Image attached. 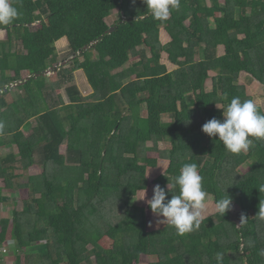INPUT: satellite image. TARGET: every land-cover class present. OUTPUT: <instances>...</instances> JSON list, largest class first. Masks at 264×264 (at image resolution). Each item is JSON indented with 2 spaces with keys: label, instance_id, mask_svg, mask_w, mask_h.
I'll list each match as a JSON object with an SVG mask.
<instances>
[{
  "label": "trees",
  "instance_id": "1",
  "mask_svg": "<svg viewBox=\"0 0 264 264\" xmlns=\"http://www.w3.org/2000/svg\"><path fill=\"white\" fill-rule=\"evenodd\" d=\"M223 1L180 0L179 9L161 22L142 0H13L19 16L0 25L7 33L0 42V147L7 149L8 159L0 156L5 184L0 204L4 189L29 192L32 204L14 213V247L26 255L25 264H92L93 257L96 264H139L148 256L155 259L150 264H217L218 252L222 264H264V219L257 216L264 205V139L252 137L248 152L233 154L218 137L202 131L208 120L222 119L220 108L233 97L252 99L238 83L242 73L264 86V0ZM115 10L119 19L109 26L106 20ZM162 28L171 37L167 45L160 41ZM63 38L73 67L55 68L56 84L68 83L81 70L93 89L85 101L77 86L67 87L64 108L56 101L52 105L54 85L42 88L22 76L53 68L56 49L51 46ZM221 46L225 54L219 56ZM163 53L177 67L174 72L162 64ZM201 53L204 59L197 61ZM211 75L216 90L206 92ZM14 84L21 95L10 103ZM62 110L71 111L67 132L58 121ZM34 118L38 125L26 136L22 129L31 128ZM150 142L171 145L159 153L169 166L155 184L178 194L180 168L196 163L209 197L215 204L231 197L240 221H234L230 208L184 235L169 225L149 231L146 208L134 201L150 185L148 169L158 167V160L148 157ZM34 166L43 167L41 174L20 184L22 173ZM242 167L248 169L245 174ZM0 225L1 249L9 222ZM104 237L111 249L100 246ZM9 262L0 257V264ZM13 263L22 264L20 255Z\"/></svg>",
  "mask_w": 264,
  "mask_h": 264
},
{
  "label": "clouds",
  "instance_id": "2",
  "mask_svg": "<svg viewBox=\"0 0 264 264\" xmlns=\"http://www.w3.org/2000/svg\"><path fill=\"white\" fill-rule=\"evenodd\" d=\"M147 11L157 21H167L173 10L180 7V0H142ZM19 16V10L13 0H0V25H10ZM218 107V106H217ZM220 108V107H218ZM222 110V119L212 118L202 125V131L214 140L222 142L225 149L233 154L247 151L252 144V137L264 139V113L253 99L241 100L233 97ZM3 125L0 124V128ZM178 194L156 184L151 199H147L146 191L141 189L142 197L151 211L161 217L159 223L167 224L175 229L177 235H184L199 230L203 212L206 210L209 193L203 186V176L196 163H185L175 177ZM169 193L171 198L169 199ZM232 206V199L220 198L216 201V211L224 216ZM264 219V205L259 206L257 215ZM241 217V223L246 221ZM264 256V249L260 251ZM217 264H222L223 254H216Z\"/></svg>",
  "mask_w": 264,
  "mask_h": 264
},
{
  "label": "rangeland",
  "instance_id": "3",
  "mask_svg": "<svg viewBox=\"0 0 264 264\" xmlns=\"http://www.w3.org/2000/svg\"><path fill=\"white\" fill-rule=\"evenodd\" d=\"M221 2L223 3L224 1L221 0ZM210 5V2H208ZM119 19V13L118 10H115L112 12L110 18H108L106 20L107 24L109 26H112L114 23H116ZM187 25H189V23H187ZM35 28H39L40 27V23H37L34 25ZM164 36H166V31L164 28H162L160 30V41L162 43V45L165 43V40L163 39ZM7 38V33L5 31H0V42L1 41H5ZM65 39H62V42L59 43L57 42L56 44H54L51 47H54L56 49V62L53 65V68L49 69L46 73L41 74V75H32L29 76V73H24L23 76V80H27L28 78H31L35 83L39 84L42 88L44 86H46L47 84H52L54 85L56 88L52 89V94H53V104H55L56 102H60V104L62 105H67L69 103V97L67 95L66 89L67 87L70 86H77V88L80 90L81 92V96L82 99L87 101L89 100V96L91 93L90 90V86L88 85L87 82V78L84 75L83 71L81 70H77L74 73H72V79L69 80L68 83H57V75L56 72L57 70L59 71L61 70H71V68L73 67V59L74 57L72 56V53L70 52V48H69V44L67 43V41ZM16 49L17 50H22V46L21 43H17L16 45ZM224 53L223 49H219L218 50V55H222ZM89 59H95V53L90 50L89 54H88ZM204 59V55L201 53L196 57L197 61H200ZM81 60L83 61V58H81ZM138 58H135L133 60H131V63L137 62ZM162 64H165L168 68V72H174L177 67L172 65L169 60H168V55L166 53L162 54ZM55 68H59V69H55ZM12 75V74H11ZM134 79V78H133ZM239 85L243 86L246 89V93L248 96H250L253 100H255L257 102V105L259 108H261L264 111V86H261L257 81H255L250 75L246 74V73H242L240 75L239 78ZM11 88V93L9 94V96H7V100L12 103L15 99H17L18 97H20L21 92L20 90L17 88V84L12 85ZM216 90V87L213 84V80H212V75L210 76V78L208 79V81L206 82V92L209 91H214ZM68 115H71L70 112L67 113ZM141 116L142 117H146L147 116V112L146 109L143 108L141 111ZM58 117H59V113H58ZM164 121H169L170 119L167 116L163 117ZM32 127L29 129L23 128V133L26 136H29V134L32 131V128L34 126H37V118L32 119L31 121ZM69 125V122L67 123ZM70 130L69 126H68V131ZM1 140V138H0ZM147 146H149L150 148H152L153 150L150 151L148 153V157L150 158H155L158 160V167L155 169L149 168L147 171V177L149 179L150 185L147 188V193H146V197L147 199H151L152 195H153V187L156 185L154 182L155 180L163 175L165 173V171L167 170L168 166H169V162L165 163L166 161H162L160 159L159 153L163 152L165 150H169L171 148V145L169 142H165V143H148ZM0 156L3 158L4 162H7L8 159L4 158L5 153H7V149L0 147ZM67 148L66 147H62L61 148V153L63 155L66 154ZM15 152H17V149H15ZM248 152V150H247ZM162 162V163H161ZM262 164L261 166L264 167V159L261 160ZM43 170L42 166H34L26 171H24L20 177L19 183L22 185H26L28 183V180L31 176H35V175H39L41 174ZM13 170H10V172ZM248 171L247 168H241L240 172L242 174H245ZM0 188H5V184L2 180H0ZM146 191V190H145ZM2 196H3V202L0 204V221L6 219L9 222V229H8V233H7V243H6V247H3L0 249V257H4L10 261L14 262V257H16V253L18 255H20L21 257V263L25 264L26 262V258H25V254L20 253L19 254V247L15 248V242H14V227H15V222H14V217L16 212H22L23 211V205L24 204H32V201L30 199L29 196V192L26 188L20 189L19 191H17L15 194H13L10 191H7L6 189H4V191H2ZM142 197V193L141 191L138 192L136 199H139ZM135 204L137 206H141L146 208V214H147V219H148V230L149 231H156V230H160L162 228H164L167 224H161L159 223V220L161 219V217L156 216L155 214L151 213L148 210V204L146 203L145 200H135L134 201ZM217 213L216 208H215V203L212 200V198H208V203H207V207L206 210L203 212V219L207 218V217H211L213 215H215ZM231 214L233 216V219L235 222H239L240 221V209L238 206L236 205H232L231 206ZM44 225L48 224V219L44 218L42 220ZM0 232H1V225H0ZM112 242L107 238L104 237L103 239H101L100 241V246L104 249H111L112 248ZM89 250L92 249V246H89L88 248ZM39 250V248L35 249V253H37ZM18 251V252H17ZM39 255V254H38ZM32 256L35 258V254H32ZM36 262L38 261L37 259H34ZM155 259H153L152 257H143L141 262L139 264H150L151 262H153ZM92 264H96V259L93 257L92 258Z\"/></svg>",
  "mask_w": 264,
  "mask_h": 264
},
{
  "label": "crops",
  "instance_id": "4",
  "mask_svg": "<svg viewBox=\"0 0 264 264\" xmlns=\"http://www.w3.org/2000/svg\"><path fill=\"white\" fill-rule=\"evenodd\" d=\"M63 39H65L66 41H67V39L66 38H63ZM164 40H165V43L163 44V45H167V44H169L170 42H171V37L169 36V34L166 32V36H164V38H163ZM64 40V41H65ZM67 43H68V41H67ZM69 44V43H68ZM223 49L224 50V53L222 54V55H224L225 54V49H224V47L223 46H221V47H219V49ZM222 55H220V56H222ZM165 65V64H164ZM85 75V74H84ZM90 90H91V93H90V95L92 96V94H93V89L90 87ZM91 96H89V97H91ZM59 104H60V102H59ZM69 104V103H68ZM67 104V105H68ZM67 105H65V106H67ZM60 106L61 107H65L64 105H62V104H60ZM68 112H70L71 113V111L70 110H62V111H60L59 112V117H58V121H59V123H60V126L62 127V129L65 131V132H67L68 131V122H69V118H70V115H68L67 113ZM62 147H66V146H62ZM61 147V148H62ZM67 148V147H66ZM162 161H166L165 163H168L169 161H167V160H162ZM162 163V162H161ZM4 191V190H3ZM19 254H20V252H19ZM16 255H18L17 253H16ZM14 260V259H13ZM9 264H14L13 263V261H10L9 262Z\"/></svg>",
  "mask_w": 264,
  "mask_h": 264
},
{
  "label": "water",
  "instance_id": "5",
  "mask_svg": "<svg viewBox=\"0 0 264 264\" xmlns=\"http://www.w3.org/2000/svg\"><path fill=\"white\" fill-rule=\"evenodd\" d=\"M8 90H9V89H8V88H6V89H5V92H7Z\"/></svg>",
  "mask_w": 264,
  "mask_h": 264
}]
</instances>
